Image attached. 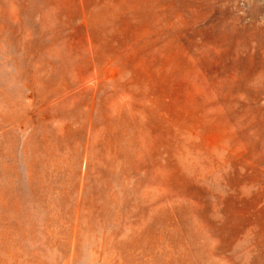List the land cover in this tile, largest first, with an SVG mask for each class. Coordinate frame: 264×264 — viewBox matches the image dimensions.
Returning a JSON list of instances; mask_svg holds the SVG:
<instances>
[{"label": "rangeland", "instance_id": "rangeland-1", "mask_svg": "<svg viewBox=\"0 0 264 264\" xmlns=\"http://www.w3.org/2000/svg\"><path fill=\"white\" fill-rule=\"evenodd\" d=\"M0 264H264V0H0Z\"/></svg>", "mask_w": 264, "mask_h": 264}]
</instances>
